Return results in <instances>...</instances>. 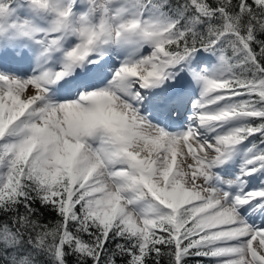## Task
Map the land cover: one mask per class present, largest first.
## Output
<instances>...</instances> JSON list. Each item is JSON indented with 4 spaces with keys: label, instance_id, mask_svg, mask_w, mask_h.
I'll use <instances>...</instances> for the list:
<instances>
[{
    "label": "snow or ice",
    "instance_id": "6c2138e0",
    "mask_svg": "<svg viewBox=\"0 0 264 264\" xmlns=\"http://www.w3.org/2000/svg\"><path fill=\"white\" fill-rule=\"evenodd\" d=\"M264 0H0V264H264Z\"/></svg>",
    "mask_w": 264,
    "mask_h": 264
},
{
    "label": "trees",
    "instance_id": "16d2710c",
    "mask_svg": "<svg viewBox=\"0 0 264 264\" xmlns=\"http://www.w3.org/2000/svg\"><path fill=\"white\" fill-rule=\"evenodd\" d=\"M163 264H167V258L165 257L163 260ZM186 264H213L209 259L204 257H189L187 258Z\"/></svg>",
    "mask_w": 264,
    "mask_h": 264
},
{
    "label": "rangeland",
    "instance_id": "374dc122",
    "mask_svg": "<svg viewBox=\"0 0 264 264\" xmlns=\"http://www.w3.org/2000/svg\"><path fill=\"white\" fill-rule=\"evenodd\" d=\"M252 219H253V221H254L256 224L264 223V218H261V217H253Z\"/></svg>",
    "mask_w": 264,
    "mask_h": 264
}]
</instances>
